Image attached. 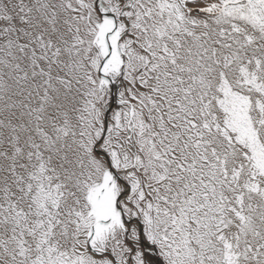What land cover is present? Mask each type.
<instances>
[{
	"label": "snow or ice",
	"instance_id": "snow-or-ice-1",
	"mask_svg": "<svg viewBox=\"0 0 264 264\" xmlns=\"http://www.w3.org/2000/svg\"><path fill=\"white\" fill-rule=\"evenodd\" d=\"M0 264H264V0H0Z\"/></svg>",
	"mask_w": 264,
	"mask_h": 264
}]
</instances>
